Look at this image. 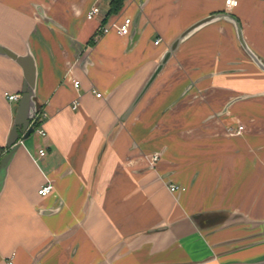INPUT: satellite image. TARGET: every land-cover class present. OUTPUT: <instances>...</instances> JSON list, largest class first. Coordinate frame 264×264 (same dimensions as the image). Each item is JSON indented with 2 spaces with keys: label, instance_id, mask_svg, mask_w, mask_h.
Wrapping results in <instances>:
<instances>
[{
  "label": "crops",
  "instance_id": "obj_1",
  "mask_svg": "<svg viewBox=\"0 0 264 264\" xmlns=\"http://www.w3.org/2000/svg\"><path fill=\"white\" fill-rule=\"evenodd\" d=\"M112 1L0 0V44L28 43L46 115L45 136L8 147L18 101L6 93L21 94L23 71L0 56V167L16 148L0 264H264V71L233 23L264 62V0ZM213 16L127 112L173 42ZM128 17L123 37L113 25Z\"/></svg>",
  "mask_w": 264,
  "mask_h": 264
},
{
  "label": "water",
  "instance_id": "obj_2",
  "mask_svg": "<svg viewBox=\"0 0 264 264\" xmlns=\"http://www.w3.org/2000/svg\"><path fill=\"white\" fill-rule=\"evenodd\" d=\"M213 17H210L202 22H199L195 26H192L181 36H179L171 45L169 51H167L161 59V62L157 69L153 72L151 77L146 82V85L143 86L139 94L136 96L135 100L129 107L128 111H131L133 107L138 103L140 98L146 92L148 87L151 85L157 74L160 72L164 64L167 62L171 54L176 50L180 42L185 39L192 31L197 29L199 26L205 25L212 21ZM237 28L238 38L240 42H242V46L244 50L250 55L252 60L264 71V62L260 60L247 46L242 36L241 26L237 20H233ZM0 56H4L12 59L22 68L23 71V86L20 94V99L18 100V107L16 111V116L14 119V124L12 126V130L9 134L7 145L9 148L16 147L17 145H21V139H27L32 133L35 132V127L33 125V120L37 114V104L35 101V89H36V77H37V68L34 56L31 52V49L26 42V49L24 54H20L11 48L0 44ZM16 149V148H15ZM15 149L3 160L2 165L0 167V194L2 192L3 187L5 186V181L8 175L10 163L15 153Z\"/></svg>",
  "mask_w": 264,
  "mask_h": 264
},
{
  "label": "built area",
  "instance_id": "obj_3",
  "mask_svg": "<svg viewBox=\"0 0 264 264\" xmlns=\"http://www.w3.org/2000/svg\"><path fill=\"white\" fill-rule=\"evenodd\" d=\"M237 4H238V0H226V6L227 7H230L231 8V7L236 6ZM99 13H100V8H99V6L95 5L88 12L87 18L89 20L94 19V17L97 14H99ZM131 25H132V18H129L128 17V18H125L124 19L123 23H121V24H115V25H113V27H115L117 29V32L124 37V36H128L130 34ZM109 30H110V28H108V27H102L100 29V31L97 32V33L100 34V35H102V34L108 33ZM159 43H160V40H157L155 42L156 45H158ZM74 81H75L74 82V87L79 88L80 81L79 80H76V79ZM92 91H93V93L96 94V96L98 98H101L102 97V93L98 92L97 90H92ZM6 97H7V99L9 101H18L20 99V94H15L14 95V94L6 93ZM78 100H79V98H77L74 101V107H77L78 106V103H79ZM45 116L46 115L43 112H40V111L38 112L37 111L36 117L33 120V122L36 121L39 124V126H38L37 129H38L39 134L42 135V136H45L46 135V131L42 128V123H43V120H44ZM242 130H243V126L241 125L235 133L236 134H239V133L242 132ZM230 132L233 133V131L231 129H230ZM39 154H40V156L43 157L46 154V152H45V150L41 149L39 151ZM157 159H158V156H154L153 157V162L155 160H157ZM54 188H55L54 185L52 183L48 182V183L44 184L39 189L38 193H39L40 196L46 197V196H49L54 191ZM168 188L172 192H176V191L177 192L178 191L181 192V191L184 190L183 187H181L179 185H176V184H170Z\"/></svg>",
  "mask_w": 264,
  "mask_h": 264
},
{
  "label": "trees",
  "instance_id": "obj_4",
  "mask_svg": "<svg viewBox=\"0 0 264 264\" xmlns=\"http://www.w3.org/2000/svg\"><path fill=\"white\" fill-rule=\"evenodd\" d=\"M121 2H122V0H113L112 1V11L119 10L121 8ZM33 125H34L35 129H37L39 126V124L36 121H34Z\"/></svg>",
  "mask_w": 264,
  "mask_h": 264
},
{
  "label": "rangeland",
  "instance_id": "obj_5",
  "mask_svg": "<svg viewBox=\"0 0 264 264\" xmlns=\"http://www.w3.org/2000/svg\"><path fill=\"white\" fill-rule=\"evenodd\" d=\"M1 33H2V34H5V33H9V32H0V34H1ZM22 39H23V38H22ZM153 157H154V156L151 157V158H152V162H153ZM158 159H159V158H158ZM158 159H157V160H158ZM157 160H155L154 162H157ZM183 188H184V187H183ZM184 190H185V188H184Z\"/></svg>",
  "mask_w": 264,
  "mask_h": 264
}]
</instances>
